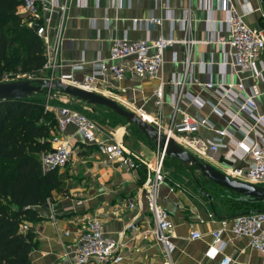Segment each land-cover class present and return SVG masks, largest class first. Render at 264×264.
Instances as JSON below:
<instances>
[{"label":"crops","instance_id":"1","mask_svg":"<svg viewBox=\"0 0 264 264\" xmlns=\"http://www.w3.org/2000/svg\"><path fill=\"white\" fill-rule=\"evenodd\" d=\"M66 1L59 65L53 71L54 77L71 74L75 80H81L90 73V62L102 59L110 63L108 56L114 40H153L159 35L183 39L185 31L180 28L178 21L172 23L169 18L173 16L176 20H182L189 6L192 37L200 41L193 45L190 59L193 75L200 84L187 79L183 91L198 96L205 103L196 106L190 104L185 97L182 98L180 116L181 112H185L207 118L211 126L201 127L198 133L203 138H210L215 135L216 130L226 128L241 142L240 146H246L247 140L243 139V135L235 130V126L228 124L236 112V105L230 95L225 93L224 85L235 82V76L229 66L222 65L225 49L211 41L219 28L222 35L227 34L225 25L221 23L224 11L216 1L211 2L209 12L200 7L198 0ZM231 3L242 13L247 25L261 29L264 35V3L259 0H231ZM149 16L162 18V24L134 27L132 20ZM57 19V14H54L47 33L50 45L54 41ZM210 25L213 30L208 29ZM185 56L184 45L175 43L164 52V62L156 77L138 81L125 77L119 81H111L107 90L112 93L111 98L124 107L135 112L141 108L152 115L157 112L154 91L158 85L163 84L164 103L161 112L167 117L171 113L169 103L173 87L170 81L183 73ZM199 63H203L205 67L202 68ZM74 64H82V68L73 70ZM257 67L260 76L253 78L250 73H246L242 77L247 87L256 85L258 88L259 95L255 99L257 113L264 114V50L260 53ZM46 74V71L41 72L38 79H45ZM209 78L214 83L211 91L203 87V83ZM223 94L224 101L219 110H213L212 105H218ZM80 103L84 108L87 107L83 102ZM94 111L103 112L96 110V107L91 110L92 113ZM113 134L122 138L128 150L147 160L153 157L154 147L134 128H118ZM63 135L70 140L75 152L70 162L56 171L61 182L60 188L53 190L50 199L37 207L36 220L29 223L39 242L38 248L30 252L29 264H57L65 247L75 244L76 235L84 226L85 219L92 217L102 220L104 236L120 240L122 246L119 254L122 260L117 263L92 261L88 264H162V247L153 236L137 235L127 227L134 218L137 219L139 232L153 227L142 189L145 169L140 168L136 172L123 170L116 161L109 160L100 153L95 145L84 143L73 125L67 126ZM228 139L227 137L226 140ZM242 147H238L237 154ZM229 148L231 151L234 149L233 145ZM225 154L226 151L218 150L204 155L201 160L226 173ZM168 159L172 162L169 163V169L166 170V167L164 170L166 175L159 187L158 202L168 212L173 223V263L219 264L220 257L212 259L206 255L212 241V230L219 228L222 222L229 228L230 221L236 214L253 207L244 205L237 208L235 201L231 199L232 194L200 174L196 176L192 168L185 167L178 160ZM130 203H133V207H129ZM65 231L69 235L65 236ZM193 232L200 233L201 237L190 238ZM222 237L226 241L223 253L231 258V264H264V255L250 246L247 237L234 238L229 231H225Z\"/></svg>","mask_w":264,"mask_h":264},{"label":"built area","instance_id":"2","mask_svg":"<svg viewBox=\"0 0 264 264\" xmlns=\"http://www.w3.org/2000/svg\"><path fill=\"white\" fill-rule=\"evenodd\" d=\"M21 4L17 8V14L22 16L27 26L37 24L35 30L44 42V63L40 73L46 71L45 79L61 80L79 86L86 90L100 92L111 97L112 93L107 90L111 86V81H119L125 77L132 80H142L154 78L160 72L164 62V52L170 49L175 43H180L186 48L183 73L177 79L170 81L173 87L171 91L170 107L171 113L164 117L161 109L164 103L163 84L157 86L154 91L155 107L157 112L150 115L144 109L136 110L138 115L151 124L158 133L167 138H173L176 143L188 150L198 159L208 153L218 150L226 151V174L255 184H264V114L257 113L256 97L259 90L256 85L247 87L244 83L243 74L250 73L253 78L260 76L258 71V61L262 50H264V35L261 29L252 28L247 25L240 13L231 3V0H198L200 7L210 11L211 2L216 1L224 11V20L227 34H221L220 28L211 40L225 49V59L222 65L229 66L231 73L235 76V82L225 84V93L236 105V112L228 121L230 126H235V130L243 135L247 140L246 146L242 147L237 141L233 132L229 129H218L215 135L206 138L199 136L201 127H209L207 118L181 112L180 103L182 98H186L190 104L202 106L205 102L198 96L184 93L183 87L187 79L192 83L200 84L193 75L191 66V49L194 44L200 42L192 37L191 32V12L190 8L185 10L182 20H176L170 16L172 23L178 21L180 28L185 31L183 39H176L174 36L159 35L156 39L128 40L122 38L114 40L110 52V63L102 59L90 62L91 71L82 77L81 80L73 79L71 74H60L54 77V68L59 65L60 44L64 36L67 1L66 0H20ZM57 14V23L54 31L53 44H49L47 33L53 15ZM211 20V19H208ZM162 18L149 16L132 20L135 26L147 24H162ZM209 23V22H208ZM209 30H213L210 25ZM204 42V41H203ZM202 68L203 63H199ZM82 64L72 65V69H81ZM39 73V74H40ZM17 78H26L34 81L38 78L30 74L17 73ZM5 75L0 76V82H5ZM211 78L203 83V87L211 91L213 89ZM213 104V110H219V106ZM52 110L55 115V128L50 139L51 150L40 155V165L42 172H49L65 167L71 160L75 148L70 140L63 135L67 126L73 125L84 143L97 147L100 153L109 160L116 161L119 166L130 172H136L140 167H145L146 177L142 183L144 192V203L152 218L153 227L146 231H140L137 227V219H133L127 225L128 229L137 235L148 237L153 236L155 241L162 247V264H174L172 253L174 244L172 241L173 223L168 212L158 202V192L160 184L165 179V153L164 149L154 146L155 152L150 160L125 148L122 138L111 133L108 134L102 127H98L88 114L76 110L66 104L57 106H45ZM179 114V117H178ZM244 114L245 116H242ZM229 138L226 140V138ZM233 145L234 149L229 148ZM238 147H242L237 154ZM225 173V172H224ZM133 207V203L129 204ZM264 212L248 215L236 214L230 221L229 228L225 222L215 230H212V241L208 245L206 255L215 259L220 257L219 264H231V258L223 253L226 241L222 235L229 231L231 236L247 237L250 246L264 255ZM30 224L23 223L21 231L29 230ZM64 235H69L68 231ZM200 233L193 232L190 238H200ZM122 243L104 236L103 222L100 218H86L84 226L76 235L75 244L69 248L65 247L57 260V264H88L95 261L98 263L120 262L122 256L119 254Z\"/></svg>","mask_w":264,"mask_h":264},{"label":"trees","instance_id":"3","mask_svg":"<svg viewBox=\"0 0 264 264\" xmlns=\"http://www.w3.org/2000/svg\"><path fill=\"white\" fill-rule=\"evenodd\" d=\"M20 4L0 0V76L13 69L38 78L45 60L44 42L17 14ZM44 100H0V264H29L30 252L39 242L31 228L21 231L20 226L34 222L37 207L61 186L57 170L42 172L40 165V155L52 149L56 124ZM229 194L234 200L236 195ZM234 201L237 208L248 205Z\"/></svg>","mask_w":264,"mask_h":264},{"label":"water","instance_id":"4","mask_svg":"<svg viewBox=\"0 0 264 264\" xmlns=\"http://www.w3.org/2000/svg\"><path fill=\"white\" fill-rule=\"evenodd\" d=\"M264 3V0H259ZM38 25L34 24L32 29L35 31ZM51 91H59L70 96L77 101L83 102L89 106H99L113 111L127 124L134 125V129L143 134L150 142L152 147L159 146L164 149L165 156L178 160L185 167L196 170L202 177L207 178L213 184L224 189L228 193H233L234 200L246 203L248 205L264 206V185L245 182L233 178L212 165L195 157L188 150L176 143L173 138H167L145 120L137 112L124 107L114 98L106 96L100 92L86 90L61 80L20 79L0 82V100H21L32 97L34 94H45L49 97ZM129 131V130H128ZM209 198L211 196L206 194ZM258 212H264V209L243 210L239 214L248 215Z\"/></svg>","mask_w":264,"mask_h":264},{"label":"rangeland","instance_id":"5","mask_svg":"<svg viewBox=\"0 0 264 264\" xmlns=\"http://www.w3.org/2000/svg\"><path fill=\"white\" fill-rule=\"evenodd\" d=\"M17 71H14L13 69H9L5 72V81H12V80H20L23 78H17ZM26 79V78H24ZM49 97H46V95L44 94H34L32 97L35 98H39V99H45L44 100V105L50 107L52 105H60V104H66L76 110H79L81 112H84L86 114L89 115V117L91 118V120L98 126V127H102L104 129V131L108 134L114 133L118 128L122 130V128L124 127H131L134 128V125H129L126 123V121L122 118H120L118 115H116L113 111L104 108V107H99V106H95L96 110H102L103 112H97L92 113L91 110L95 107L89 106V105H85L87 107H83V105L76 101V99L67 96L59 91H51L48 95ZM48 100L50 102H48ZM122 127V128H120ZM172 160L170 159H166L165 160V167L164 170L166 168V170L169 169L170 164ZM194 170V169H193ZM182 172V171H181ZM196 176H199V173L194 170ZM199 182V179L197 180ZM200 182L203 184V182L200 180ZM260 185H264V184H260Z\"/></svg>","mask_w":264,"mask_h":264}]
</instances>
